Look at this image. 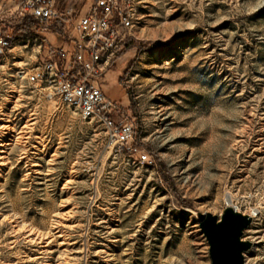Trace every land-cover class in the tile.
Wrapping results in <instances>:
<instances>
[{
  "label": "rangeland",
  "instance_id": "rangeland-1",
  "mask_svg": "<svg viewBox=\"0 0 264 264\" xmlns=\"http://www.w3.org/2000/svg\"><path fill=\"white\" fill-rule=\"evenodd\" d=\"M17 27L0 59V264H210L198 216L227 206L251 218L245 264H264V0H138L99 87L147 166L19 81L41 38L63 44Z\"/></svg>",
  "mask_w": 264,
  "mask_h": 264
},
{
  "label": "built area",
  "instance_id": "built-area-1",
  "mask_svg": "<svg viewBox=\"0 0 264 264\" xmlns=\"http://www.w3.org/2000/svg\"><path fill=\"white\" fill-rule=\"evenodd\" d=\"M137 4L138 0H0V59L11 51L16 26L33 21L32 36L43 31L49 35L50 26L60 28L63 45L52 46L49 38H41L39 49L44 43L49 50L31 67H17L19 81L46 100L67 107L80 120H96L117 150L129 154L138 153L133 125L121 118L99 80L126 44ZM64 27L71 30L70 35ZM138 162L147 166L151 158L138 153Z\"/></svg>",
  "mask_w": 264,
  "mask_h": 264
},
{
  "label": "water",
  "instance_id": "water-1",
  "mask_svg": "<svg viewBox=\"0 0 264 264\" xmlns=\"http://www.w3.org/2000/svg\"><path fill=\"white\" fill-rule=\"evenodd\" d=\"M199 228L209 246L210 264H245L243 253L251 244L241 240L251 218L227 206L217 216L199 214Z\"/></svg>",
  "mask_w": 264,
  "mask_h": 264
},
{
  "label": "trees",
  "instance_id": "trees-1",
  "mask_svg": "<svg viewBox=\"0 0 264 264\" xmlns=\"http://www.w3.org/2000/svg\"><path fill=\"white\" fill-rule=\"evenodd\" d=\"M35 24L33 23V21H26V23H24L23 25H19L17 27V31L20 33V34H24V33H31L32 31L35 30ZM50 27H53V26H50ZM56 29V28H55ZM62 43V42H61ZM121 55V54H120ZM119 55V56H120Z\"/></svg>",
  "mask_w": 264,
  "mask_h": 264
},
{
  "label": "bare ground",
  "instance_id": "bare-ground-1",
  "mask_svg": "<svg viewBox=\"0 0 264 264\" xmlns=\"http://www.w3.org/2000/svg\"><path fill=\"white\" fill-rule=\"evenodd\" d=\"M20 228V227H19ZM242 240V239H241Z\"/></svg>",
  "mask_w": 264,
  "mask_h": 264
}]
</instances>
